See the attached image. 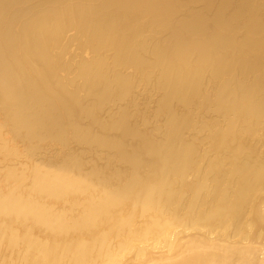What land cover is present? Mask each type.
Returning <instances> with one entry per match:
<instances>
[{"label": "bare ground", "instance_id": "6f19581e", "mask_svg": "<svg viewBox=\"0 0 264 264\" xmlns=\"http://www.w3.org/2000/svg\"><path fill=\"white\" fill-rule=\"evenodd\" d=\"M0 264H264V0H0Z\"/></svg>", "mask_w": 264, "mask_h": 264}]
</instances>
